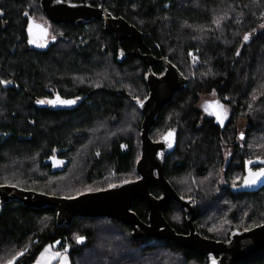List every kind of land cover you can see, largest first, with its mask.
<instances>
[{
	"label": "trees",
	"instance_id": "16d2710c",
	"mask_svg": "<svg viewBox=\"0 0 264 264\" xmlns=\"http://www.w3.org/2000/svg\"><path fill=\"white\" fill-rule=\"evenodd\" d=\"M67 1L101 6L111 15L123 18L143 33L141 51L149 50L158 59L168 60L188 79L185 88L179 91L169 108V114L162 116L161 119H175L182 114L186 118V125L189 126L190 120L196 118L190 103L198 98L199 94L214 93L215 97L223 100V104L228 108L229 128L228 132H224L226 133L224 138L225 142L234 148L235 153L227 164L223 163V195L221 189L210 187L209 179H207V185L204 184L205 187H198L190 193L185 191L186 187L179 182L192 170L204 175L209 167L207 163H210L209 160L217 153L214 142L209 141L208 135V133H214L216 129L208 121L203 128L205 137L200 139L196 148L193 142L188 140L187 130L180 129L178 134L181 137L186 136L184 145L178 147L173 154V156L178 154V160L170 159L164 169V177L176 192L182 191L183 195L190 196L198 193L196 197L199 204L193 218L196 231L205 238L225 241L234 230H246L263 223L264 187L257 191L241 192L232 189V186L237 187L240 184L244 159H264V131L258 135L259 127L264 123V110L259 111V108L264 107V27L261 30L256 29L252 37L244 39L245 35L253 32L257 25L264 23V0ZM219 19L222 21L220 25H216L215 21ZM97 30L98 33L95 34L98 35L97 43L91 47L98 57H103L102 45H105V51L110 55L112 52L115 53L117 47L127 52L135 47L133 40L113 42L110 33L108 34L101 26H98ZM170 48L183 52L185 55H188L190 50L194 51L198 57L197 67L202 72L200 80L197 77H191V79L185 74L182 66L173 59ZM116 66H128L130 70L139 71L137 81L143 84L146 69L143 62L135 55L128 54L126 59L121 64L117 63ZM160 68L162 67L158 64L154 70ZM260 93H262L261 97H259ZM97 97L103 108L90 115L84 114L83 120L87 125L97 116L89 126L95 128L99 125L97 136L102 135L105 138L111 136L108 147H104L105 143L100 142L101 144H86L73 148L69 153L72 157V165L61 173L68 175L63 181L54 180L56 175L40 179L34 175L35 178L28 183L19 177L10 178L11 174L4 171L0 173V183H10L57 197H71L136 179L135 164L141 153L139 139L141 125L138 124L139 131L135 142L125 136L116 138L114 134L117 133L111 130L120 122L123 112H126L129 105H123V98L112 92L100 91ZM109 113H114L111 123L106 122L109 118H105L110 115ZM44 117H41L43 134L40 137L41 140L45 139L43 137ZM238 118L244 119L247 125L242 147L233 143ZM106 124L109 125L107 130L104 126ZM157 126L156 123L149 131L151 138ZM165 129L166 127L161 132L166 131ZM121 135H127V132L122 131ZM120 141L124 142V148L120 147ZM36 148L39 146L37 145L34 149ZM95 150L98 152L97 155L94 153ZM82 153L83 155L80 156ZM205 157L208 161L204 159ZM12 161L7 166L14 165L19 168L18 160L15 158ZM80 164L83 169L81 173ZM35 166L38 167V163ZM15 170L16 173L20 169ZM130 173L131 176L127 177L126 175ZM101 175H103L102 178ZM202 175L197 177L204 178ZM72 176L80 178L75 183H87L95 188L84 189L78 193L70 191L69 183ZM160 190L158 185H153L149 192L158 197ZM203 201L218 204L215 214L223 206V213L231 211L232 214L242 215L248 210L247 205H250L254 210L249 216L252 217L251 224L244 226L243 222L244 227H230L223 237H216L210 230L208 222L202 219L204 212L200 204ZM227 203L229 204L226 205ZM176 209L180 210L181 215L180 219L174 222L175 219L173 220L171 216ZM131 210L141 221L147 223L148 208L143 200L134 201ZM162 213L177 233H186L187 225L184 224L186 214L178 204L171 201L163 208ZM130 235L131 228L114 219L76 217L69 224H59L52 207L31 208L19 201L11 200L4 203L0 210V264L8 261H13L12 264H31L47 244L55 241H59L61 250L67 249L69 264H179L177 260L166 261L163 254L167 252L181 255L182 264H207L208 262V257L192 254L170 241L132 239ZM77 237H83L82 242L77 243ZM240 264H264V252Z\"/></svg>",
	"mask_w": 264,
	"mask_h": 264
},
{
	"label": "flooded vegetation",
	"instance_id": "af4514ba",
	"mask_svg": "<svg viewBox=\"0 0 264 264\" xmlns=\"http://www.w3.org/2000/svg\"><path fill=\"white\" fill-rule=\"evenodd\" d=\"M62 1L71 3L67 0ZM109 16L111 18L119 17ZM30 22L33 25L32 38L36 40L35 43L28 42L30 39L28 32ZM36 25L46 32L42 38L39 28L35 27ZM98 26L104 29V21L89 19L85 23L55 22L43 12L41 0H0V81L8 82L0 83V173L6 171L9 174L12 173L14 177L18 173L16 177L29 183L35 178L34 175L39 179L45 176L52 177V175L57 176L69 169L72 165L70 151L97 140V131L94 130V126H89L97 118L96 114L93 115L95 117L87 125L84 124L83 115L93 114L103 108L99 97H97L100 91L112 92V94L121 96L123 105H134L140 112L141 125L143 114L139 108V102L149 96L148 78L150 72L145 61L137 55L151 57L156 61L160 59L149 50H140L143 41L138 44L136 54L134 53L135 47L129 52L117 47L115 53L112 52L110 55L105 51V45H102L103 57H98L96 51H92L91 47L97 43L98 35L95 34L98 33ZM109 35H111L113 42L116 41L113 34L110 33ZM125 40L132 39L127 38ZM41 44L43 46H40ZM119 48L124 52L125 59L128 54H133L145 66L141 96L131 95L128 87L127 90L121 86L116 87L114 80L105 81L101 85L95 81V70L98 69L101 60L115 65L118 63L116 58ZM85 50L88 51L85 52ZM158 64L162 68L154 70ZM150 71L154 76L159 77L164 74L165 67L162 63L155 62L150 65ZM178 93H175L172 100L163 106L158 119L150 127L151 130L156 123L158 124L156 128L158 137L150 138L156 142L168 133L167 131L170 130L174 133L175 149L166 158L165 169L167 162L172 157L178 160V154L175 156L173 154L178 147L184 145L185 138L178 134L180 129L187 130L188 140L192 141L196 148L200 139L205 137L203 133L205 122H210L216 131L211 134L208 133L209 141L214 142L217 153L214 158L209 160L210 163H207L209 167H207L204 175L196 173V170L192 171L196 177L202 175L209 179V184L217 190L221 189L223 195V163L227 164L230 157L235 153L234 148L227 144L224 138L226 134L224 132H228L227 129L229 128L227 125L230 116L229 110L223 104V100L217 97L200 104L199 97L201 94H199L198 98L193 99L190 103L196 118L190 120L189 126L186 125V118L182 114H179L175 119H161L162 116L169 114L168 110ZM57 97L60 100H74L75 103L69 105L37 102L55 101ZM218 105L222 107H218ZM109 114L112 116H106L105 118H109V120L106 121L104 118V121L110 123L114 113ZM42 116H45L44 130L42 128L43 137H45L43 140L40 139L43 135L41 132ZM164 127H166V131L161 132ZM246 129L247 125L242 128L237 124L235 125L233 143L238 147H242ZM37 145L39 148L34 149ZM13 157L18 160L19 168L14 165L7 166L15 159ZM47 159L61 160L58 165L59 169L52 172V163L43 164V161ZM204 159L208 161L206 157ZM254 159L256 158L243 160L240 182L245 174V162ZM37 163L38 167L35 166ZM191 163L195 164L194 162ZM260 168V166L250 167L251 170L256 171ZM15 169L20 170L15 173ZM80 169L81 173L83 170L81 164ZM0 186L31 190L10 183H0ZM233 188L236 186H232ZM194 189L197 190V188L190 189L189 193ZM177 194L183 198L192 199L193 202L197 200L196 196L198 195V193H194L193 196L183 195L182 191H177ZM160 195L161 190L158 197ZM180 209L184 211L181 207ZM189 216L185 217L184 215L185 225H187L186 221ZM186 227V233L180 234H187L188 226Z\"/></svg>",
	"mask_w": 264,
	"mask_h": 264
},
{
	"label": "water",
	"instance_id": "95a60500",
	"mask_svg": "<svg viewBox=\"0 0 264 264\" xmlns=\"http://www.w3.org/2000/svg\"><path fill=\"white\" fill-rule=\"evenodd\" d=\"M43 12L59 23H85L89 19L104 21V30L114 35L117 42L127 38L135 41V54L138 44L143 41V33L123 18H111L107 10L89 3H66L62 0H41ZM142 58L150 72L148 78L149 96L139 102L143 114L140 132V156L135 164L137 178L109 186L106 189L84 192L71 197H57L45 193L22 190L12 186H0V210L4 203L16 200L26 207H52L56 212V221L69 224L76 217H106L128 225L132 239H160L174 243L178 247L198 256L208 257L207 264H240L253 259L264 252V222L246 230H234L227 240H215L201 236L195 229L192 219L198 201L183 198L177 194L164 177L166 158L174 151L176 139L172 131H167L160 140L154 142L149 136L150 127L156 122L163 106L169 103L175 93L183 90L188 79L168 60ZM125 59L119 48L116 61ZM159 62L165 67L164 74L157 77L150 71V65ZM171 134V135H169ZM61 160L47 159L43 164L52 163V172L59 169ZM264 168V159L256 158L245 162V174L239 186L241 192H252L264 187V177L255 184L246 185L250 167ZM260 168V169H261ZM259 171V170H257ZM251 170V172H257ZM158 185L161 195L156 198L149 188ZM136 200H143L148 208L147 223L141 221L131 210ZM171 201L181 207L187 219L188 233H177L165 220L162 210Z\"/></svg>",
	"mask_w": 264,
	"mask_h": 264
},
{
	"label": "rangeland",
	"instance_id": "374dc122",
	"mask_svg": "<svg viewBox=\"0 0 264 264\" xmlns=\"http://www.w3.org/2000/svg\"><path fill=\"white\" fill-rule=\"evenodd\" d=\"M222 19L216 20L215 24L216 25H220ZM264 27V23H261L259 26L257 25L255 27V29L253 30V32H251L248 36L252 37L254 34V31L257 30H261ZM170 52L173 54V59L182 66V68L184 69L183 71L185 72V74L187 76H189L190 78L193 77H197L198 80H200V78L202 77V72L199 70L198 66V57L197 55L194 54V51L190 50L188 55H185L183 52H178L175 51V49L170 48L169 49ZM96 75L95 76V81L97 84L101 85L103 83H105V81L108 80H114L115 82V86H121L122 88H126L128 87V90L130 91L131 95L134 96H141V84L138 83L137 78L139 77V71H133L128 69V66L126 67H118L116 66L114 63H106L105 61L101 60L100 65L98 67V69L95 70ZM192 79V78H191ZM129 84V86H128ZM262 96V93H260V96ZM215 98V94L214 93H210V94H201L199 97V103L202 104L205 101H210L212 99ZM188 104V103H187ZM226 107V106H225ZM263 108H259V111H263ZM120 122L114 127L112 128V132H115L117 134H114L116 136V138L120 137V136H125L128 137L130 139H132V141H136L137 138V134L139 131V127L138 124L140 123L141 120V115L140 112L137 110V108L134 105H129L127 106V110L126 112H123L121 118H120ZM264 121V119H263ZM113 122V121H112ZM111 123V122H110ZM236 124L240 126V128L244 127L246 125V122L244 119L242 118H238L236 121ZM105 129H109V125H104ZM99 129V125H97L94 130L98 132ZM122 131L127 132V135H121ZM261 131H264V123L262 124L261 127H259V132L258 135L260 134ZM153 138H157V131L152 132ZM257 135V136H258ZM182 138H186V136H182ZM111 141V136L105 138L104 136L100 135L98 136V139L93 142L91 141L90 144H101L100 142L105 143L103 146L108 147V144H110ZM101 146V145H98ZM125 144L123 141H120V147L124 148ZM95 155H97V150L94 151ZM83 153L80 155L82 156ZM92 156V155H91ZM172 160H174V158H172ZM89 165V164H88ZM114 173V172H113ZM112 173V174H113ZM17 175V173H16ZM15 175V177H16ZM122 176V175H120ZM131 176L130 174L126 175ZM12 173H11V177L10 178H15ZM68 175L65 174H59L57 176L54 177V180L56 181H63L65 178H67ZM103 177V175H101V178ZM113 177V175H112ZM119 177V176H117ZM70 191L73 190L75 193L78 192H82L84 189H90V188H95V186H89L87 183H75L76 180H79L78 178H76L75 176L70 177ZM180 184L184 187H186L185 191H189L190 189L193 188H198V187H205L204 184L207 185V178L206 177H196L194 176V174L192 173V171H190L189 174H187L186 176H184L183 178H181L179 180ZM210 187H213L210 185ZM214 189H216L215 187H213ZM249 200H247L248 202ZM250 202V201H249ZM229 203H227L226 205H228ZM218 204L216 202H201L200 207L202 208V211L204 212L202 215V219L204 222H208L209 226H210V230L213 231V233L216 235V237H223V234L226 232V230H228L230 227H234L236 228V226H240L238 228H241L243 226V222H244V226H249L251 224L252 221V217H249L250 215H252L253 213V209L251 208L250 205H247V211L244 212L242 215H236V214H232L231 211H226L225 213H223V206L220 207L218 209V213L215 214V212L217 211V206ZM208 208H210L211 210H209ZM206 211V212H205ZM180 210L176 209L173 211L171 218L174 220V222H176L178 220V218L180 219ZM215 216V218L213 219V217ZM249 217V218H248ZM243 226V227H244ZM225 227V229H223ZM45 249H48V252L45 254V259H47L48 257H54L50 260V264H62V258L66 257L68 264H69V260L66 254V251H63L59 248V241H55L53 243H49L47 244L39 253L38 257L36 258V260L34 262H32L31 264H37V260L41 258V253L45 251ZM164 259L166 261H175L177 260V263L182 264V256L179 255L178 253H164L163 254ZM9 262L13 261H8L4 264H9Z\"/></svg>",
	"mask_w": 264,
	"mask_h": 264
},
{
	"label": "snow or ice",
	"instance_id": "6c2138e0",
	"mask_svg": "<svg viewBox=\"0 0 264 264\" xmlns=\"http://www.w3.org/2000/svg\"><path fill=\"white\" fill-rule=\"evenodd\" d=\"M35 27L39 28V33H40V36L41 38L46 35V32L43 28H40V26L36 25ZM33 25L31 24L30 22V25H29V29H28V32H29V36H30V39H29V43H35L36 40L34 38H32L33 36ZM245 40L248 39V36L245 35L244 37ZM40 46H43L42 44ZM0 83H8L7 81H0ZM38 103H61V104H73L75 103L74 100H60L59 97L56 98L55 101H37ZM218 107H222V106H219ZM171 135V134H169ZM260 177H264V168H261L259 169V171L257 172H251L250 170V173H249V176L245 179V184L246 185H251V184H255L256 181L260 178ZM83 240V237H77V243H80L82 242ZM67 249H65L66 251ZM48 252V249H45L44 252L41 253V258L37 260V264H50V260L54 257H48L47 259H45V254ZM9 264H11V262H9ZM62 264H68V261H67V258L64 257L62 258ZM213 264H215V261L213 260Z\"/></svg>",
	"mask_w": 264,
	"mask_h": 264
}]
</instances>
